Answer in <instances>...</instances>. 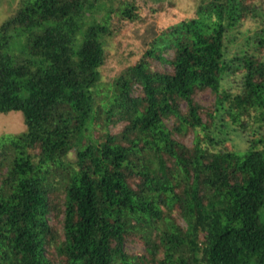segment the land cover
Here are the masks:
<instances>
[{
    "label": "trees",
    "instance_id": "obj_1",
    "mask_svg": "<svg viewBox=\"0 0 264 264\" xmlns=\"http://www.w3.org/2000/svg\"><path fill=\"white\" fill-rule=\"evenodd\" d=\"M114 1L21 0L0 24V114L25 126L0 135V264H264V0H201L95 109ZM187 57L215 61L217 84L182 93Z\"/></svg>",
    "mask_w": 264,
    "mask_h": 264
},
{
    "label": "rangeland",
    "instance_id": "obj_2",
    "mask_svg": "<svg viewBox=\"0 0 264 264\" xmlns=\"http://www.w3.org/2000/svg\"><path fill=\"white\" fill-rule=\"evenodd\" d=\"M21 0H0V24L8 17L15 14ZM201 0H125L126 3H132L135 7L137 18L133 21L121 19L118 9L121 7L122 0H116L111 4V13L108 21L110 35L104 38V62L99 68L100 80L96 88L93 89L94 108H98L103 94L111 86L113 80L118 77L127 67L133 65L143 52L150 48L152 41L166 31L169 27L189 18L195 8L199 6ZM106 7L109 4L105 5ZM106 11L103 7L94 14L96 23L104 21ZM257 23L253 21L245 22L240 28L242 33L246 30H253ZM239 32V31H238ZM243 34L237 35V41L243 39ZM236 42V41H235ZM232 45L236 49L237 44ZM167 58L171 57V52H167ZM215 61L210 63L203 62L194 57L184 59L181 68L180 90L186 93L191 82L203 77L210 85H216L217 80L212 73V66ZM154 69L167 70V66H161L159 63L152 64ZM196 102L202 107H208L213 102V96L208 90L198 92L195 95ZM94 126L90 130L93 139H97L103 133ZM121 129L120 124L110 125L108 131L115 134ZM25 130L23 116L20 112H9L0 114V135L19 134ZM229 140L224 144L227 149L234 151H243L246 149V143L235 135H229ZM192 137L185 139V144L190 145ZM76 150H71L65 158L68 162L75 161ZM60 219V217L58 218ZM261 222H264V216L261 215ZM51 225H58L57 219H51ZM126 249L130 252H141L140 244H128Z\"/></svg>",
    "mask_w": 264,
    "mask_h": 264
}]
</instances>
